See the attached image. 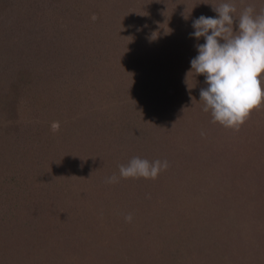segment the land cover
I'll return each mask as SVG.
<instances>
[{"label": "rangeland", "instance_id": "1", "mask_svg": "<svg viewBox=\"0 0 264 264\" xmlns=\"http://www.w3.org/2000/svg\"><path fill=\"white\" fill-rule=\"evenodd\" d=\"M224 2L264 8L0 0V264H264V106L225 128L185 82ZM133 156L169 167L107 183Z\"/></svg>", "mask_w": 264, "mask_h": 264}, {"label": "clouds", "instance_id": "2", "mask_svg": "<svg viewBox=\"0 0 264 264\" xmlns=\"http://www.w3.org/2000/svg\"><path fill=\"white\" fill-rule=\"evenodd\" d=\"M212 10L218 17L201 15L192 22L190 35L197 41L203 38L204 43L196 44L198 55L190 61L185 82L191 89L189 75H203L207 85L200 89L203 111L211 113L213 123L239 131L251 113L264 106V8L257 12L254 5H248L237 16L235 4L224 2L212 5ZM188 16L184 14L185 19ZM96 18L92 16L93 21ZM59 128V122L52 123L53 132ZM168 167L167 160L133 156L119 165V177L114 174L106 182L155 180ZM125 220L130 223L133 216L127 214Z\"/></svg>", "mask_w": 264, "mask_h": 264}, {"label": "trees", "instance_id": "3", "mask_svg": "<svg viewBox=\"0 0 264 264\" xmlns=\"http://www.w3.org/2000/svg\"><path fill=\"white\" fill-rule=\"evenodd\" d=\"M21 75H22V74H19L20 77H21ZM134 81H136V80H134ZM12 87H13V88H16V84L13 83V84H12ZM145 92H146V90H144V93H145ZM50 131L52 132V130H50ZM91 137H92V136H91ZM91 139H92V138H91ZM87 140H88V139H87ZM89 140H90V139H89ZM89 140H88V141H89ZM50 142H54V141H50ZM95 142H96V141H95ZM54 143H55V142H54ZM94 145H96V144H94ZM7 147H8V146H7L6 144H5V145L0 144V155L2 154L3 151L7 150ZM117 155H118V153H117ZM121 155H122V154H121ZM22 158H23V157H22ZM22 158H21V160H23ZM16 163H17V162H16ZM18 163H19V161H18ZM18 163H17V164H18ZM52 183H53V182H52ZM52 183H50V184L48 185V186H49L48 189L50 188V191H51V192H50V193H51V196H52L53 198H54L55 196H57V197H59V196H61V195L64 196L63 193H62V194L59 193V194L57 195V192L54 191V190H56V189H55V186H54L55 184H52ZM53 187H54V188H53ZM56 187H57V189H59L58 186H56ZM64 188H65V189H63V190H65L67 193H69V192H73V191H74L72 187L67 188V186H65ZM54 199H55V198H54ZM176 214H177V213H176ZM160 240H162L161 237H160Z\"/></svg>", "mask_w": 264, "mask_h": 264}]
</instances>
